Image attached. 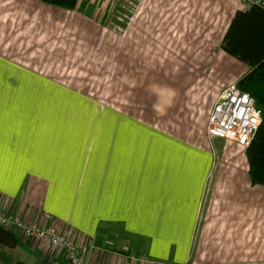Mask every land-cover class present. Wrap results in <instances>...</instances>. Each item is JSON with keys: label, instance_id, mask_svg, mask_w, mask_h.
<instances>
[{"label": "crops", "instance_id": "crops-1", "mask_svg": "<svg viewBox=\"0 0 264 264\" xmlns=\"http://www.w3.org/2000/svg\"><path fill=\"white\" fill-rule=\"evenodd\" d=\"M110 1L78 0L69 10L42 0H0V211L70 234L91 264H264V186L251 185L247 176L240 187H205L211 150L201 155L129 118L122 125L108 121L138 128L127 137L82 133L75 119H21L19 96L58 90L52 65L91 63L95 49L113 47L105 35L112 26L104 23ZM112 1V30L131 31L132 22L122 25L127 9L119 6L138 0ZM140 2L142 47H219L229 57L223 36L236 11L248 7L244 0ZM235 60L236 77L216 89L198 83L195 72L181 73L173 79L176 99L190 103L198 88L210 89L209 114L222 89L249 70ZM65 102L74 117V100ZM123 151L151 164L128 173L113 157ZM197 171L201 180L183 187ZM145 173L143 185H136ZM151 177L162 183L152 185ZM3 246L0 264H67L64 250L46 240L25 237Z\"/></svg>", "mask_w": 264, "mask_h": 264}, {"label": "rangeland", "instance_id": "rangeland-1", "mask_svg": "<svg viewBox=\"0 0 264 264\" xmlns=\"http://www.w3.org/2000/svg\"><path fill=\"white\" fill-rule=\"evenodd\" d=\"M140 1L136 5L121 3L119 6L120 9H127L128 20L122 25L125 27L132 22L131 31H113L111 0L106 9L104 23L107 28L112 26L105 35H109L107 40L110 39V43L113 39V47L95 49L94 61L91 63L82 60L78 63L52 65L54 69L51 71L59 76L52 80L58 90L52 95L29 93L19 96L21 119H75L82 133L93 135L97 130H110L109 132L122 137H127L129 132L138 129L120 126L127 121L125 119H133L149 126L146 129L150 132L155 130L161 135L174 136L191 144L201 155L211 150L213 165L205 187H240L248 176L245 147L224 139L212 138L206 131L208 108L215 94L211 96L208 94L210 89L198 88V91L193 92L197 95L190 103L185 101L186 104H182L180 98L176 99V94L170 106L162 111H155L153 104L156 97L149 91L151 85H164L174 89L173 79L189 71L198 75V83H204L205 86L214 83L216 89L218 85L226 83L227 79L232 81L236 77L238 62L226 56L219 47H142L141 15H136L141 6ZM74 19L75 17L70 21L74 22ZM75 34L76 32H70L72 37ZM72 37L70 40L75 38ZM144 39L152 40L150 37ZM125 44L128 45L124 46ZM65 100H74V117L68 114ZM46 105L48 108H45ZM98 121L102 122L100 127L96 124ZM108 121H118L120 125ZM105 125H113V128ZM114 156L120 167L128 173L136 168L146 169V164H151L148 157L128 155L125 151L120 156L113 154ZM191 176L192 181L183 187H194L195 177L197 181L201 180V172L197 171V175L193 173ZM138 177L139 181L135 183L142 186L141 179L147 177L146 173ZM150 179L152 185L162 183L156 177ZM168 180L169 177L166 176L164 181ZM0 247L4 246L0 244ZM3 257L8 263L10 255Z\"/></svg>", "mask_w": 264, "mask_h": 264}, {"label": "trees", "instance_id": "trees-1", "mask_svg": "<svg viewBox=\"0 0 264 264\" xmlns=\"http://www.w3.org/2000/svg\"><path fill=\"white\" fill-rule=\"evenodd\" d=\"M42 1L69 10L74 9L78 2ZM221 49L249 67L236 83L263 110L262 121L250 144L245 147V153L250 184L264 186V6L254 3L237 10L223 36ZM20 239L13 231L0 226L1 245L14 247Z\"/></svg>", "mask_w": 264, "mask_h": 264}, {"label": "built area", "instance_id": "built-area-1", "mask_svg": "<svg viewBox=\"0 0 264 264\" xmlns=\"http://www.w3.org/2000/svg\"><path fill=\"white\" fill-rule=\"evenodd\" d=\"M244 2L248 6L254 3L264 6V0ZM262 117L263 110L256 106L253 97L234 82L217 96L208 114L206 131L212 138L234 141L246 147L257 132ZM0 226L13 231L19 238L46 240L52 246L64 250L67 264H91L82 257L76 240L53 225L29 222L17 213L0 211ZM108 243L112 244L110 241Z\"/></svg>", "mask_w": 264, "mask_h": 264}, {"label": "clouds", "instance_id": "clouds-1", "mask_svg": "<svg viewBox=\"0 0 264 264\" xmlns=\"http://www.w3.org/2000/svg\"><path fill=\"white\" fill-rule=\"evenodd\" d=\"M149 91L156 97V102L153 104L155 111H162L170 106L175 96V90L164 85H151Z\"/></svg>", "mask_w": 264, "mask_h": 264}]
</instances>
